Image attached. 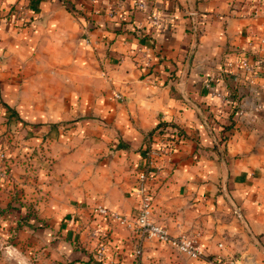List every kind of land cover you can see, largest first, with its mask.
<instances>
[{
  "label": "crops",
  "instance_id": "obj_1",
  "mask_svg": "<svg viewBox=\"0 0 264 264\" xmlns=\"http://www.w3.org/2000/svg\"><path fill=\"white\" fill-rule=\"evenodd\" d=\"M132 1L0 0L1 99L29 121L37 111L73 120L59 162L129 217L146 134L175 123L184 135L155 159L152 219L207 254L264 264V0H146L143 11ZM74 142L91 151L68 150ZM94 218L108 236L99 263L131 264L134 234ZM181 256L206 264L151 240L142 264H184Z\"/></svg>",
  "mask_w": 264,
  "mask_h": 264
},
{
  "label": "rangeland",
  "instance_id": "obj_2",
  "mask_svg": "<svg viewBox=\"0 0 264 264\" xmlns=\"http://www.w3.org/2000/svg\"><path fill=\"white\" fill-rule=\"evenodd\" d=\"M36 101L44 106L48 92L37 93ZM6 105L0 97V264H101L105 259L96 253L100 245L106 250L108 236L92 211L105 204L82 185L87 178L81 180V172L58 160L66 148L60 146L72 139L69 125L74 121L50 122L38 111L29 121ZM86 145L74 142L67 149L79 146L87 154ZM85 162L91 167L92 159ZM179 261L188 264L186 257Z\"/></svg>",
  "mask_w": 264,
  "mask_h": 264
},
{
  "label": "built area",
  "instance_id": "obj_3",
  "mask_svg": "<svg viewBox=\"0 0 264 264\" xmlns=\"http://www.w3.org/2000/svg\"><path fill=\"white\" fill-rule=\"evenodd\" d=\"M62 4L68 5L71 0H60ZM119 4L113 5L108 14L112 17L116 14ZM146 8V0H133L132 9L143 11ZM150 22L156 24L159 22L157 14L150 15ZM89 43V40H85ZM148 65V64H146ZM242 66L248 73H253L255 68L248 61L242 60ZM116 98H121L119 93ZM223 98V96H222ZM225 99V98H224ZM239 114L242 112L239 111ZM148 143L143 150L141 160L135 166L136 183L133 186V192L138 196L139 202L137 213L129 217L117 210H110L104 206L95 207L92 211L94 215L108 217L112 222L119 226L130 229L136 239V244L132 253L131 264H142V253L145 241H154L167 244L171 249L186 255L191 259H202L206 264H242L238 259H223L218 255L207 254L202 244L193 237L186 234L172 235L167 228L155 222L152 219L153 213V191L152 184L157 175L154 168L155 159L161 154L170 151L166 148L162 138H147ZM95 233V232H94ZM105 255V246L100 245L96 256L103 259Z\"/></svg>",
  "mask_w": 264,
  "mask_h": 264
},
{
  "label": "trees",
  "instance_id": "obj_4",
  "mask_svg": "<svg viewBox=\"0 0 264 264\" xmlns=\"http://www.w3.org/2000/svg\"><path fill=\"white\" fill-rule=\"evenodd\" d=\"M6 107L9 108V106L7 105ZM183 135H184V131L181 128H179L175 123L158 121L156 125L146 134V139L144 141V148H146L147 146L148 137L149 138L160 137L164 140L166 148L172 151L173 148H175L177 144H179V141Z\"/></svg>",
  "mask_w": 264,
  "mask_h": 264
}]
</instances>
